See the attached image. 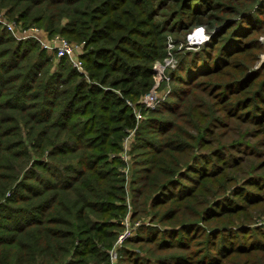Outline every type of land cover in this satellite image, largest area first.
<instances>
[{
  "label": "trees",
  "instance_id": "1",
  "mask_svg": "<svg viewBox=\"0 0 264 264\" xmlns=\"http://www.w3.org/2000/svg\"><path fill=\"white\" fill-rule=\"evenodd\" d=\"M259 2L0 0L22 27L82 42L86 72L0 24V264H110L127 203L150 224L117 264H264ZM199 26L201 52L142 110L126 180L127 100L154 84L167 39Z\"/></svg>",
  "mask_w": 264,
  "mask_h": 264
},
{
  "label": "built area",
  "instance_id": "2",
  "mask_svg": "<svg viewBox=\"0 0 264 264\" xmlns=\"http://www.w3.org/2000/svg\"><path fill=\"white\" fill-rule=\"evenodd\" d=\"M0 24L6 27L7 30H9L18 39L33 38L37 40L41 46V49L46 50L47 52L50 51L55 53L56 59H60L61 57H66L74 69H76L78 72L85 73L83 64L80 59V55H82L83 53L82 51L83 43H80L79 45V43L72 42L59 34L48 36L47 32L43 28L37 27L35 25L22 27L20 22L7 19V17L2 12H0ZM186 39L190 44H200L201 42H204L207 39V35L204 32L203 28L199 26L194 30H192V32H190L186 36ZM162 68L163 67L160 63L156 65V71L154 70V72L156 73V82L152 86V88H150V90L145 92L140 97L138 103L140 106L139 105L134 106L131 102L129 103L127 101V104L132 108L133 116L136 124L133 126V128L127 129V136H125L122 141L123 150L118 154L119 157L125 162L124 166H127L121 169V171L124 173L126 177V180H128L131 175L130 164L128 165L127 159L123 158L121 153L124 152L125 148L129 150L131 144L133 143V136L136 127L138 125V122L143 119L141 110L144 111L153 110L156 107L157 103L170 91L168 86L161 87V89H159V84L161 82L169 81L167 78H165L162 75V71H161ZM127 207L129 210L130 209L129 203H127ZM127 215H129V212L127 213ZM130 233L131 232H129L128 230L120 233L115 242V248L118 249L121 243L125 240V238H127L130 235ZM110 257H111V264L116 263V259H117L116 253L115 256L113 255V253H111Z\"/></svg>",
  "mask_w": 264,
  "mask_h": 264
},
{
  "label": "rangeland",
  "instance_id": "3",
  "mask_svg": "<svg viewBox=\"0 0 264 264\" xmlns=\"http://www.w3.org/2000/svg\"><path fill=\"white\" fill-rule=\"evenodd\" d=\"M259 3H263V1H261L260 0V2ZM257 5V4H256ZM264 6V4H262L261 5V7H263ZM195 28H197V27H195ZM194 28V29H195ZM193 29V30H194ZM190 32H192L191 30L189 31V33ZM188 33V32H187ZM185 34V43L184 42H182V43H180V42H175L174 40H172L171 38H168L167 39V42H166V56L164 57V59H163V61H158V62H155L154 63V65H153V67H154V69L153 70H155L156 71V65L158 64V63H160L161 65H162V69H161V71H162V75L165 77V78H167L168 80L170 79V72L173 70V68H174V66H175V64H177V62H178V60L181 62V61H188V59H189V56L192 54V55H194L195 56V54L196 53H199V52H201V51H199V49L197 50V48H196V46L195 45H197V44H190L188 41H187V39H186V36L189 34ZM206 35H207V38H208V34L206 33ZM49 36V35H48ZM176 40V39H175ZM259 40L261 41V43H262V50H261V52L259 53V61L261 60V59H264V29H263V31H262V35H261V37H259ZM79 43V45H80V43H82V42H78ZM39 47L41 48V46H40V44H39ZM197 50V51H196ZM82 51H83V49H82ZM48 52H50V51H48ZM49 54H51V53H49ZM53 61H54V64H57V61H59V59H53ZM69 63V62H68ZM185 64V63H184ZM257 64H258V62L255 64L256 66H257ZM254 65V66H255ZM255 66V67H256ZM155 73V72H154ZM84 74H86V72L84 73ZM85 77H87V76H85ZM155 82H156V73H155ZM155 82H154V84H155ZM153 84V85H154ZM162 84H164L163 85V87H165V86H168V87H170V84H169V82H161L159 85H162ZM152 85V86H153ZM152 88V87H151ZM150 90V89H149ZM169 93V92H168ZM143 95V94H142ZM141 95V96H142ZM128 101V100H127ZM129 103H130V101H128ZM147 112V111H146ZM132 113H133V111H132ZM141 113H142V115H143V118H144V113L142 112V110H141ZM141 121V120H140ZM139 121V122H140ZM138 122V123H139ZM136 131V130H135ZM125 136H127V130H126V135ZM124 136V137H125ZM134 140H135V132H134V136H133V142H134ZM123 141V140H122ZM131 141H132V138H131ZM130 141V142H131ZM130 144V143H129ZM132 145V144H131ZM123 150V147L121 148V150L117 153V155L121 152ZM132 151L130 152L127 148H125V150H124V152H122L121 154H122V157L123 158H125V159H127V163H128V165L130 164H132L131 162H132ZM114 156V154L112 153V154H110V157H113ZM119 156V155H118ZM130 156H131V161H130ZM124 162V161H123ZM125 165V162H124V164L122 165V166H124ZM125 167H127V166H124V167H121L120 166V169H123V168H125ZM133 170V169H132ZM129 212V214H130V211L129 210H127V213ZM127 213H125V215L121 218V220H120V224H121V230L119 231V233H118V235L120 234V233H122V232H124V231H129V232H131L130 233V235L127 237V238H125V240L126 239H128V238H130V237H134L136 234H137V232H138V229L141 227V226H145V225H148V224H150L149 222H148V219H149V215L148 216H143V217H137L136 219H132L131 218V216L130 215H127ZM127 217V218H126ZM258 220H260V218L258 219ZM118 235H117V237H118ZM117 237H116V240H117ZM116 240H115V242H116ZM115 242H114V244H113V246L114 247H112V248H110L109 249V255L111 254V253H113V255L115 256V253H116V258H117V248H115ZM115 252V253H114ZM110 264H111V257H110ZM113 264H117V259H116V263H113Z\"/></svg>",
  "mask_w": 264,
  "mask_h": 264
},
{
  "label": "water",
  "instance_id": "4",
  "mask_svg": "<svg viewBox=\"0 0 264 264\" xmlns=\"http://www.w3.org/2000/svg\"><path fill=\"white\" fill-rule=\"evenodd\" d=\"M263 59H261L260 61H259V63L262 61Z\"/></svg>",
  "mask_w": 264,
  "mask_h": 264
},
{
  "label": "crops",
  "instance_id": "5",
  "mask_svg": "<svg viewBox=\"0 0 264 264\" xmlns=\"http://www.w3.org/2000/svg\"><path fill=\"white\" fill-rule=\"evenodd\" d=\"M130 215V214H129Z\"/></svg>",
  "mask_w": 264,
  "mask_h": 264
}]
</instances>
